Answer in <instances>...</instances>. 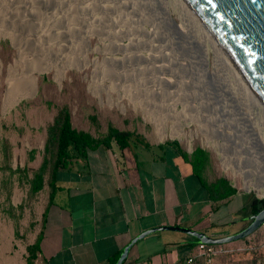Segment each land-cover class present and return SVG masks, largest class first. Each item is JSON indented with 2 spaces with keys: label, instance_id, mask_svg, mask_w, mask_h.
<instances>
[{
  "label": "rangeland",
  "instance_id": "obj_1",
  "mask_svg": "<svg viewBox=\"0 0 264 264\" xmlns=\"http://www.w3.org/2000/svg\"><path fill=\"white\" fill-rule=\"evenodd\" d=\"M207 39L182 0H0V236L13 261L34 244L50 187L48 173L36 194L30 180L63 105L96 138L110 126L151 141L179 133L184 150H210V181L225 175L240 192L231 207L264 199V104ZM263 244L264 224L230 247Z\"/></svg>",
  "mask_w": 264,
  "mask_h": 264
},
{
  "label": "crops",
  "instance_id": "obj_2",
  "mask_svg": "<svg viewBox=\"0 0 264 264\" xmlns=\"http://www.w3.org/2000/svg\"><path fill=\"white\" fill-rule=\"evenodd\" d=\"M172 140H132L123 149L111 143L59 170L33 242L38 245L37 264H115L132 238L158 226L179 225L211 236L239 231L232 219L251 210L252 199L245 194L231 207L241 195L237 191L214 205L207 187L209 170L203 180L167 144ZM190 236L176 230L150 233L132 246L122 264H182ZM9 248L10 240L0 236V264L26 263V257L13 261ZM191 253L197 255V246Z\"/></svg>",
  "mask_w": 264,
  "mask_h": 264
},
{
  "label": "trees",
  "instance_id": "obj_3",
  "mask_svg": "<svg viewBox=\"0 0 264 264\" xmlns=\"http://www.w3.org/2000/svg\"><path fill=\"white\" fill-rule=\"evenodd\" d=\"M46 130L47 137L44 146L45 152L43 162L38 171L34 173L32 180H30V192L33 194L43 189L45 173H48V185L50 189H53L55 187L56 173L61 169H69L79 157H86L89 151L100 146L110 147L111 143H115L120 149H123L127 147L132 140L138 141V139H142L135 136L133 137V133L129 131L120 130L112 126L108 128L104 136L99 138L92 136L86 131L78 130L72 125L71 114L66 105L58 107L52 123L47 126ZM167 144L175 147L180 154L188 159L194 171L200 174L204 180L203 173L210 169L209 149L197 145L189 154L181 148L177 140L167 141ZM207 187L210 192V200L214 202L216 206L223 200L232 199L237 193V189L234 188L225 175L216 177L213 181H210V185ZM263 207L264 199H252L250 203L252 214L258 212ZM229 244L230 243L215 244L213 246H228ZM197 245L198 241L193 237V241L186 245L188 247V252L182 264L187 263V259L190 256L193 257V260L189 264H205L203 256L193 255L191 253L192 248ZM37 255L38 245L34 243L27 249L25 264H37ZM221 256H224L223 259L230 262V264H264V244L254 248L248 246L243 248L240 252L233 250L222 253L214 258V262Z\"/></svg>",
  "mask_w": 264,
  "mask_h": 264
},
{
  "label": "water",
  "instance_id": "obj_4",
  "mask_svg": "<svg viewBox=\"0 0 264 264\" xmlns=\"http://www.w3.org/2000/svg\"><path fill=\"white\" fill-rule=\"evenodd\" d=\"M214 34L222 48L238 66L245 79L264 103V0H186ZM241 230L222 236H211L179 225L146 229L122 249L115 264H122L132 246L150 233L176 230L196 238L198 243L227 244L254 233L264 224V207L248 216Z\"/></svg>",
  "mask_w": 264,
  "mask_h": 264
},
{
  "label": "bare ground",
  "instance_id": "obj_5",
  "mask_svg": "<svg viewBox=\"0 0 264 264\" xmlns=\"http://www.w3.org/2000/svg\"><path fill=\"white\" fill-rule=\"evenodd\" d=\"M183 1V5L189 10V12H190V14H191V16H193V17H195L198 21H199V23H200V25L202 26V28H203V31H204V37H205V35H206V37L208 38L207 40H210V42L213 44V46L215 45H217V47L219 48V50L221 51V53L222 54H225L226 52H225V50L222 48V46L220 45V43L218 42V40L216 39V37L214 36V34L210 31V29L206 26V24L202 21V19L200 18V16L196 13V11L193 9V7L191 6V4L189 3V2H187L186 0H182ZM166 10H167V8L165 7V12H166ZM203 23H202V22ZM202 56H203V58L201 59L202 60V62H203V64L204 65H206L205 64V53H202ZM225 60L227 61V62H229V65H231L238 73V75H239V77H242L243 78V80H244V82H246L247 80H245L244 78H245V76L242 74V72L240 71V69L238 68V66H236V64L232 61V59L228 56V54L226 53L225 54ZM251 87V86H250ZM249 87V88H250ZM251 89V88H250ZM252 90V89H251ZM259 99H260V101L263 103V101L261 100V98L260 97H258ZM264 104V103H263ZM264 106V105H263ZM263 124H264V116H263ZM177 130V129H176ZM180 131V130H179ZM260 133V132H259ZM260 139L262 140V133H260ZM263 140H264V137H263ZM261 145H262V147H263V150H264V142H261ZM252 151H251V153L252 154H255L256 153V149H255V145H253L252 146V149H251ZM260 153V154H259ZM259 154V157H261L262 159L260 160V159H258V160H256V162L257 163H259V164H257V167H258V170H259V175H260V179H261V181H262V183H261V186H263L264 187V151H262V152H258L257 153V155ZM246 166L244 163H241V166ZM242 166V167H243ZM257 170V169H256ZM243 172H244V174L245 175H251V170H248V169H243L242 170ZM250 173V174H249Z\"/></svg>",
  "mask_w": 264,
  "mask_h": 264
},
{
  "label": "built area",
  "instance_id": "obj_6",
  "mask_svg": "<svg viewBox=\"0 0 264 264\" xmlns=\"http://www.w3.org/2000/svg\"><path fill=\"white\" fill-rule=\"evenodd\" d=\"M179 133L174 136L173 140H177L178 142L180 141V136H178ZM187 152L191 153L192 149H186ZM234 249L232 247H228L225 245H219V246H213L209 244H204V243H198L197 245V255L203 256L204 257V262L205 264H215L214 258L222 253L230 252ZM193 260V257L190 256L187 259V263H191Z\"/></svg>",
  "mask_w": 264,
  "mask_h": 264
},
{
  "label": "flooded vegetation",
  "instance_id": "obj_7",
  "mask_svg": "<svg viewBox=\"0 0 264 264\" xmlns=\"http://www.w3.org/2000/svg\"><path fill=\"white\" fill-rule=\"evenodd\" d=\"M250 215H251V214H250ZM250 215H249V216H250ZM248 221H250V220L248 219ZM248 223H249V222H248Z\"/></svg>",
  "mask_w": 264,
  "mask_h": 264
}]
</instances>
